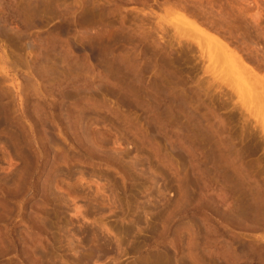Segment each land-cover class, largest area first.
<instances>
[{"label":"rangeland","instance_id":"obj_1","mask_svg":"<svg viewBox=\"0 0 264 264\" xmlns=\"http://www.w3.org/2000/svg\"><path fill=\"white\" fill-rule=\"evenodd\" d=\"M261 83L264 0H0V264L264 263Z\"/></svg>","mask_w":264,"mask_h":264},{"label":"bare ground","instance_id":"obj_2","mask_svg":"<svg viewBox=\"0 0 264 264\" xmlns=\"http://www.w3.org/2000/svg\"><path fill=\"white\" fill-rule=\"evenodd\" d=\"M3 33V32H2ZM95 55H98V52L97 51H95ZM261 85V87H263L264 88V85H263V83H261L260 84ZM259 207V206H258ZM262 213V210H257V215H260ZM254 214H255V212H254ZM255 258V257H254ZM258 258L256 257V260H257ZM255 260V261H256ZM257 263V262H256ZM258 264V263H257ZM259 264H264L263 263V261H259Z\"/></svg>","mask_w":264,"mask_h":264}]
</instances>
